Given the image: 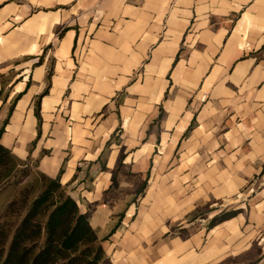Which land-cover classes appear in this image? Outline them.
I'll return each mask as SVG.
<instances>
[{
	"label": "crops",
	"instance_id": "crops-1",
	"mask_svg": "<svg viewBox=\"0 0 264 264\" xmlns=\"http://www.w3.org/2000/svg\"><path fill=\"white\" fill-rule=\"evenodd\" d=\"M2 127L108 264L264 254V0H0ZM254 183L238 215L200 219Z\"/></svg>",
	"mask_w": 264,
	"mask_h": 264
},
{
	"label": "trees",
	"instance_id": "trees-1",
	"mask_svg": "<svg viewBox=\"0 0 264 264\" xmlns=\"http://www.w3.org/2000/svg\"><path fill=\"white\" fill-rule=\"evenodd\" d=\"M35 111L41 119L39 101ZM3 132L4 127L0 136ZM30 168V159L18 158L0 142V184L18 172L22 177L19 197L8 205V211L19 212V223L13 231L0 222V264H108L102 240L62 184L60 175L50 177L39 171L36 163L37 170L31 176ZM144 188L145 185L141 192ZM240 212L222 211L209 226Z\"/></svg>",
	"mask_w": 264,
	"mask_h": 264
},
{
	"label": "rangeland",
	"instance_id": "rangeland-1",
	"mask_svg": "<svg viewBox=\"0 0 264 264\" xmlns=\"http://www.w3.org/2000/svg\"><path fill=\"white\" fill-rule=\"evenodd\" d=\"M33 166V167H32ZM31 176L33 172H35L37 169L35 168V165L31 163ZM22 177L19 176V172L14 175L11 180L4 181L0 184V222L5 223L7 228H12L13 231L15 230L17 224L19 223V212H13L8 211V205L10 202H12L17 196L19 197V190L21 186L20 179ZM29 177L24 178V182L27 181ZM256 192H250L249 189H246L244 191H241L238 193L233 200L229 201H215L211 202L210 204H206L201 208V217L200 219L202 221H205L206 223L211 221V219L221 213L222 211H229V210H245L243 208H240L237 206L241 203L249 202V199L253 194ZM226 205V206H225ZM213 215V217H209V215ZM11 229V230H12ZM260 243L264 244V231L263 235L260 239ZM259 247V246H258ZM247 258L251 259L250 264H264V254L259 251V248H250L248 253L245 255ZM240 258H244L243 255L240 257H232L231 261L236 263Z\"/></svg>",
	"mask_w": 264,
	"mask_h": 264
},
{
	"label": "built area",
	"instance_id": "built-area-1",
	"mask_svg": "<svg viewBox=\"0 0 264 264\" xmlns=\"http://www.w3.org/2000/svg\"><path fill=\"white\" fill-rule=\"evenodd\" d=\"M250 192H255L256 191V184H252L251 187L249 188Z\"/></svg>",
	"mask_w": 264,
	"mask_h": 264
}]
</instances>
